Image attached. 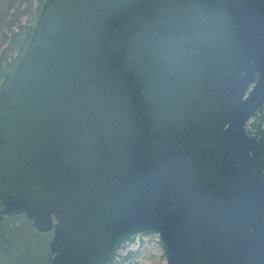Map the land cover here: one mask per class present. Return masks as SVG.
<instances>
[{
	"label": "water",
	"instance_id": "95a60500",
	"mask_svg": "<svg viewBox=\"0 0 264 264\" xmlns=\"http://www.w3.org/2000/svg\"><path fill=\"white\" fill-rule=\"evenodd\" d=\"M263 104L264 0H45L0 88V204L54 219L51 264L138 233L264 264Z\"/></svg>",
	"mask_w": 264,
	"mask_h": 264
},
{
	"label": "rangeland",
	"instance_id": "374dc122",
	"mask_svg": "<svg viewBox=\"0 0 264 264\" xmlns=\"http://www.w3.org/2000/svg\"><path fill=\"white\" fill-rule=\"evenodd\" d=\"M45 0H0V88L20 57ZM106 264H165L155 233H138L119 243Z\"/></svg>",
	"mask_w": 264,
	"mask_h": 264
},
{
	"label": "flooded vegetation",
	"instance_id": "af4514ba",
	"mask_svg": "<svg viewBox=\"0 0 264 264\" xmlns=\"http://www.w3.org/2000/svg\"><path fill=\"white\" fill-rule=\"evenodd\" d=\"M245 128L250 132L264 130V104L247 121ZM55 223L50 218L49 228L37 229L23 214H6L0 204V264H51L54 254L49 252V244L53 238ZM116 246L110 257L100 264L110 261Z\"/></svg>",
	"mask_w": 264,
	"mask_h": 264
},
{
	"label": "trees",
	"instance_id": "16d2710c",
	"mask_svg": "<svg viewBox=\"0 0 264 264\" xmlns=\"http://www.w3.org/2000/svg\"><path fill=\"white\" fill-rule=\"evenodd\" d=\"M7 77H8V72L5 74L4 81H3V84H2V85H4V83L6 82ZM250 126H251V127H254L253 124H251ZM128 236H130V235H127V236L122 237L121 240H120V242H122L123 240H125ZM120 242H119V243H120ZM119 243L117 244V246L119 245ZM117 246H116V247H117Z\"/></svg>",
	"mask_w": 264,
	"mask_h": 264
}]
</instances>
